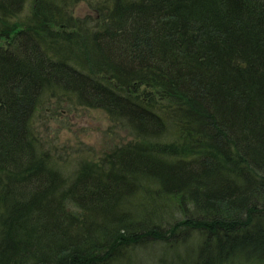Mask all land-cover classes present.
<instances>
[{
    "label": "trees",
    "instance_id": "1",
    "mask_svg": "<svg viewBox=\"0 0 264 264\" xmlns=\"http://www.w3.org/2000/svg\"><path fill=\"white\" fill-rule=\"evenodd\" d=\"M28 1L0 0V264H112L183 227L205 236L191 264H264V0H103L80 18L82 0H34L26 22ZM58 96L135 138L70 184L31 134ZM170 206L185 223L165 228Z\"/></svg>",
    "mask_w": 264,
    "mask_h": 264
},
{
    "label": "rangeland",
    "instance_id": "2",
    "mask_svg": "<svg viewBox=\"0 0 264 264\" xmlns=\"http://www.w3.org/2000/svg\"><path fill=\"white\" fill-rule=\"evenodd\" d=\"M101 1L103 0H82L72 12L76 18L96 16ZM33 2L34 0H29L23 13L19 14L23 21H31ZM59 98L60 96L45 100V104L33 117L31 134L35 140L34 150L37 158H45V164L59 173L63 184H70L78 178L79 171L81 172L86 164L102 166L106 154L135 138L128 131L114 125L104 110L72 105L68 99L62 100L61 103ZM170 207L169 209H174ZM175 210H171L170 216H167L168 225L164 224L165 228H169L173 223H185L183 211L174 212ZM144 214L140 209L136 213V220L142 219ZM183 228L177 232L182 237H178V241L175 240L174 246L148 241V246L139 245L123 250L121 254L125 255V259L115 260L112 264H129L130 261L132 264H162V261H166V264L195 263L205 236L196 230L185 233L184 230L187 229Z\"/></svg>",
    "mask_w": 264,
    "mask_h": 264
}]
</instances>
